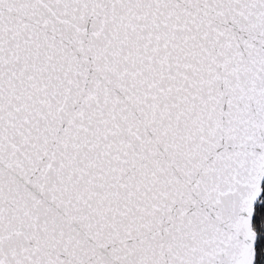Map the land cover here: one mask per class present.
I'll return each mask as SVG.
<instances>
[{
    "label": "snow or ice",
    "instance_id": "obj_1",
    "mask_svg": "<svg viewBox=\"0 0 264 264\" xmlns=\"http://www.w3.org/2000/svg\"><path fill=\"white\" fill-rule=\"evenodd\" d=\"M258 247L264 0H0V264Z\"/></svg>",
    "mask_w": 264,
    "mask_h": 264
},
{
    "label": "trees",
    "instance_id": "obj_2",
    "mask_svg": "<svg viewBox=\"0 0 264 264\" xmlns=\"http://www.w3.org/2000/svg\"><path fill=\"white\" fill-rule=\"evenodd\" d=\"M261 259H264V256L261 255L260 248H257V264H259V261Z\"/></svg>",
    "mask_w": 264,
    "mask_h": 264
}]
</instances>
